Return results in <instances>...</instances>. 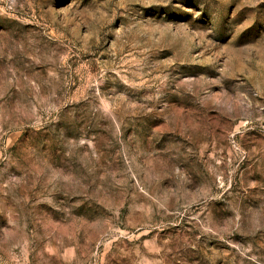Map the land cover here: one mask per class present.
<instances>
[{
	"label": "rangeland",
	"instance_id": "obj_1",
	"mask_svg": "<svg viewBox=\"0 0 264 264\" xmlns=\"http://www.w3.org/2000/svg\"><path fill=\"white\" fill-rule=\"evenodd\" d=\"M0 264H264V0H0Z\"/></svg>",
	"mask_w": 264,
	"mask_h": 264
}]
</instances>
